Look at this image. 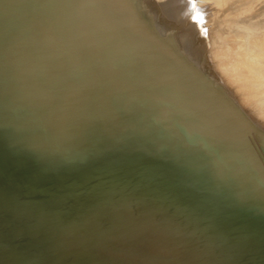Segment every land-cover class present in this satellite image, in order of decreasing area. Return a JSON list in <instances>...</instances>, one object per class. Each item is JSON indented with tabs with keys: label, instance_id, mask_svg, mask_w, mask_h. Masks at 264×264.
I'll list each match as a JSON object with an SVG mask.
<instances>
[{
	"label": "bare ground",
	"instance_id": "obj_1",
	"mask_svg": "<svg viewBox=\"0 0 264 264\" xmlns=\"http://www.w3.org/2000/svg\"><path fill=\"white\" fill-rule=\"evenodd\" d=\"M263 9L0 0V263L264 264Z\"/></svg>",
	"mask_w": 264,
	"mask_h": 264
},
{
	"label": "rangeland",
	"instance_id": "obj_2",
	"mask_svg": "<svg viewBox=\"0 0 264 264\" xmlns=\"http://www.w3.org/2000/svg\"><path fill=\"white\" fill-rule=\"evenodd\" d=\"M262 1H264V0H252V2L253 3H260V4H262ZM252 9V8H251ZM264 10V9H263ZM101 162L104 164V165H106V161H104V160H101ZM101 167H103V166H101ZM1 176V175H0ZM3 178H4V176H3ZM0 181H2V178L0 179ZM61 183V182H60ZM61 186L62 185H65V184H60ZM39 186V187H38ZM41 186H43L44 187V184H37V185H35V186H33V188H32V190L30 191V192H33V193H35V192H40L42 189H43V187H42V189L40 188ZM37 187V188H36ZM100 187H102V188H100ZM100 187H98V188H94V192H98L99 193V191H101V192H104V190H105V187L104 186H100ZM40 188V189H39ZM104 188V189H103ZM39 189V190H38ZM97 190V191H96ZM109 191V192H108ZM108 191H106L107 193H111V190H108ZM63 193H60L59 195H62ZM78 195V194H77ZM63 197H64V194H63ZM62 197V198H63ZM75 199L77 198V197H74ZM30 200V199H29ZM32 200V199H31ZM63 200V199H62ZM37 201V200H36ZM29 202H31V201H29ZM61 202V201H60ZM55 209V211H53ZM20 210H22V209H20ZM49 210V211H48ZM53 210L51 209H46L45 211V213H48V212H50V213H52L54 216V218L52 219L53 220V222H51V223H53L54 224V226L52 225V227H51V229H52V231H49V235H51V234H53V229H54V234L57 232V234L55 235V236H53L52 238L53 239H55V237L57 238V236H60L59 234L60 233H58V232H60L61 230V228H62V224H61V222H62V220H63V214L61 213L62 211H64L63 210V208H53ZM67 210V209H66ZM65 210V211H66ZM17 211L18 210H16V212H14V213H11L12 215L13 214H16V215H14V216H18L17 218H14L12 215H11V217H12V219L13 220H10L9 219V222H10V224H9V227H14V229L16 230V231H18V235H19V237H21L22 235H23V233L25 234V232H21V230H23V229H25L24 227H29L31 224L33 225V226H35L34 224L36 223H31L30 222V224H29V226H28V224L26 223V220L24 221V219H27V222H28V218H30V216L29 215H27V211L26 210H23L25 213H24V215H23V212L22 211H18L19 213L17 214ZM61 214V215H60ZM24 217H23V216ZM27 217H26V216ZM20 216H21V218L23 217L24 219H21L20 218ZM21 220H23V221H21V222H18V221H20V219ZM55 218H56V220H55ZM57 218H58V221H59V223H58V221H57ZM61 218V219H60ZM16 219V220H15ZM15 220V221H14ZM18 220V221H17ZM30 220V219H29ZM11 222H14V224L15 225H17L16 227H15V225L13 224V223H11ZM22 222L24 223V224H22ZM34 222V221H33ZM27 225H26V224ZM29 223V222H28ZM46 223V222H45ZM44 223V224H45ZM55 223H57V224H55ZM20 224V225H19ZM23 225H26V226H24V227H22ZM46 225V224H45ZM33 226H30V228H32ZM50 226V225H49ZM59 226V227H58ZM23 229H22V228ZM17 228V229H16ZM30 228H28V229H30ZM46 228V227H45ZM60 228V229H59ZM58 229L60 230V231H58ZM42 230H44L43 228H42ZM57 230V231H56ZM51 232V233H50ZM51 238V239H52ZM21 242H23V241H20L19 243H21ZM12 245H13V243H11ZM15 244V243H14ZM16 244H18L17 242H16ZM6 245L7 246H10V244H8V243H6ZM6 245H5V247L4 248H6ZM49 245V244H48ZM48 245H46V247L48 246ZM51 245V244H50ZM49 245V246H50ZM66 245V246H65ZM54 246V248L57 250V252H58V250H60V249H64V248H67L68 247V243L66 244V242L65 243H63L61 246H57V248L55 247V245H53ZM53 246L51 245V250H52V253H53V251L55 250L54 248H53ZM45 247V248H46ZM48 248H50V247H47L46 249H48ZM50 250V249H49ZM56 250H55V252H56ZM111 252H110V251ZM108 251L110 252V254H105V255H103V260L105 259L106 261H109V262H112V263H114V264H124L123 262H122V260H121V256H120V253H121V251L119 250V248H116V247H112V249L110 248ZM56 252V253H57ZM108 252V253H109ZM63 252L60 250V253L59 254H61L60 256H62L63 254H62ZM65 253V252H64ZM58 254V253H57ZM64 256H66V254H64ZM107 257V258H105V257ZM159 259H161V260H167L168 258L167 257H159ZM1 264V263H0ZM13 264V263H12Z\"/></svg>",
	"mask_w": 264,
	"mask_h": 264
},
{
	"label": "water",
	"instance_id": "obj_3",
	"mask_svg": "<svg viewBox=\"0 0 264 264\" xmlns=\"http://www.w3.org/2000/svg\"><path fill=\"white\" fill-rule=\"evenodd\" d=\"M1 72H3L2 70H0V75H1ZM14 114H17L18 115V117H21V118H27L28 116H30V114L28 113V112H25L24 110H21V109H16V110H14V112H13ZM9 227V226H8ZM10 228H14V227H10ZM33 228V227H32ZM31 228V229H32ZM28 230H30V229H28ZM16 231V230H15ZM7 242L6 241H4V242H2V244L0 245V248H2L5 244H6ZM11 244V243H10ZM18 245V244H17ZM11 246H13V245H10V246H7V247H11ZM6 247V248H7ZM45 248V247H44ZM4 249V248H3ZM1 258V257H0ZM157 259V258H156Z\"/></svg>",
	"mask_w": 264,
	"mask_h": 264
}]
</instances>
